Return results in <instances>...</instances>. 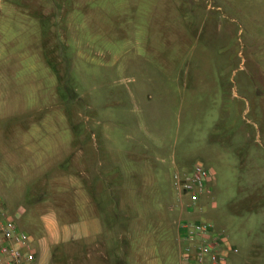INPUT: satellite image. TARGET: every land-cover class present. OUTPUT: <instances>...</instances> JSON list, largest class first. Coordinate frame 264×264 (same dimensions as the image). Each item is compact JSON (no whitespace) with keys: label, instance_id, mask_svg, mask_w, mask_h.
Wrapping results in <instances>:
<instances>
[{"label":"rangeland","instance_id":"374dc122","mask_svg":"<svg viewBox=\"0 0 264 264\" xmlns=\"http://www.w3.org/2000/svg\"><path fill=\"white\" fill-rule=\"evenodd\" d=\"M0 48L27 55L8 84L26 113L1 120L3 146L20 124L62 125L61 107L46 104L54 70L68 120L78 110L79 126L117 161L134 147L143 164L171 158L211 169L208 199L184 206L183 218L225 234L236 249L227 264H264V0H0ZM45 137L35 142L46 148ZM30 159L11 171L23 203L64 169L51 161L25 176ZM164 165L159 189L175 195Z\"/></svg>","mask_w":264,"mask_h":264},{"label":"crops","instance_id":"0c3cea01","mask_svg":"<svg viewBox=\"0 0 264 264\" xmlns=\"http://www.w3.org/2000/svg\"><path fill=\"white\" fill-rule=\"evenodd\" d=\"M22 52L0 48V122L26 113L25 99L11 97L8 90L15 69L26 66L27 55ZM31 71L34 70L31 68ZM47 71L53 90L46 104L52 109L61 107L56 112L62 125L46 127L44 131L39 126L32 129L20 124L15 141L3 146L0 140V166L6 170L5 176H0V202L16 218L18 229H25L18 222L20 218L25 217L30 223L27 234L34 256L31 264H180L177 225L185 219V207L177 200L180 196L174 187L173 175L188 174L194 163H202L197 160L185 166L170 158L143 164V154L140 161L132 159L138 150L134 147L126 149L124 161H117L111 155L110 145L105 144L108 147L105 148L97 144L95 135L92 141L86 123L79 126L78 110L72 111V122L68 120L63 109L64 97L58 95L57 76L54 70ZM37 76L32 80V88L36 86ZM105 130L98 132L103 135L104 143L110 139V131ZM35 134L39 137L45 134L44 140L52 144L46 148L42 142L37 144L39 137L35 140L32 137ZM27 157H32L26 164L31 170L27 169L25 176L31 175V171L32 177L36 176L51 161L59 160L57 164L64 169L44 181L45 191L32 192L23 203L19 196L22 190L11 171L22 166ZM62 161H66L65 165ZM162 164L170 169L177 196L159 189ZM204 168L211 177L210 188L214 172ZM218 232L231 245L225 234Z\"/></svg>","mask_w":264,"mask_h":264},{"label":"built area","instance_id":"2783aa9c","mask_svg":"<svg viewBox=\"0 0 264 264\" xmlns=\"http://www.w3.org/2000/svg\"><path fill=\"white\" fill-rule=\"evenodd\" d=\"M210 178L199 162L193 164L188 174L173 175L174 187L184 198L186 209L196 208L208 199ZM15 219L0 202V264H31L34 256L29 236L17 228ZM177 231L180 264H227L228 255L236 253L224 235L206 221L181 219Z\"/></svg>","mask_w":264,"mask_h":264}]
</instances>
